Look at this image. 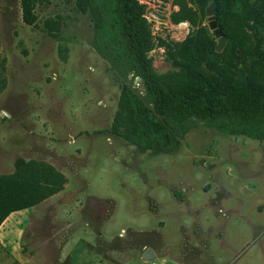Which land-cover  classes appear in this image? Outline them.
<instances>
[{
	"label": "rangeland",
	"instance_id": "374dc122",
	"mask_svg": "<svg viewBox=\"0 0 264 264\" xmlns=\"http://www.w3.org/2000/svg\"><path fill=\"white\" fill-rule=\"evenodd\" d=\"M77 1L36 0L28 26L21 0H0V174L35 160L68 180L4 222L0 264H264V142L196 118L175 152L113 134L124 84L144 86L97 52ZM137 1L155 70H173L172 54L196 33L175 22L186 0Z\"/></svg>",
	"mask_w": 264,
	"mask_h": 264
},
{
	"label": "trees",
	"instance_id": "16d2710c",
	"mask_svg": "<svg viewBox=\"0 0 264 264\" xmlns=\"http://www.w3.org/2000/svg\"><path fill=\"white\" fill-rule=\"evenodd\" d=\"M92 15L95 48L113 70L129 71L144 86L143 95L124 84L112 133L145 150L175 152L185 121L215 123L220 131L264 142V0H186L176 23L188 22L195 36L172 54L173 70L158 73L146 6L137 0H78ZM226 45L210 30L207 9ZM23 21L35 25L36 0H21ZM178 56V57H176ZM178 125V127H176ZM68 180L43 161L16 163L0 174V228L13 214L35 208L61 193ZM21 264V263H17Z\"/></svg>",
	"mask_w": 264,
	"mask_h": 264
},
{
	"label": "water",
	"instance_id": "95a60500",
	"mask_svg": "<svg viewBox=\"0 0 264 264\" xmlns=\"http://www.w3.org/2000/svg\"><path fill=\"white\" fill-rule=\"evenodd\" d=\"M207 16L209 20L210 30L213 32L215 38L218 40L217 52L220 53L223 51L226 45V38L222 35L221 31L218 28V24L214 17V6L213 5H211L207 9ZM155 258H156V254L152 249H147L143 256L144 261H147V260L151 261V260H154Z\"/></svg>",
	"mask_w": 264,
	"mask_h": 264
},
{
	"label": "flooded vegetation",
	"instance_id": "af4514ba",
	"mask_svg": "<svg viewBox=\"0 0 264 264\" xmlns=\"http://www.w3.org/2000/svg\"><path fill=\"white\" fill-rule=\"evenodd\" d=\"M153 1H156L157 3H168V2H170V0H153ZM174 1H176V0H174ZM173 1V2H174ZM156 7V6H155ZM172 7V6H171ZM146 17V16H145ZM151 17H152V22H155L156 20H160V17H161V15H160V13L157 11V10H154L153 11V14L151 15ZM147 18V17H146Z\"/></svg>",
	"mask_w": 264,
	"mask_h": 264
},
{
	"label": "crops",
	"instance_id": "0c3cea01",
	"mask_svg": "<svg viewBox=\"0 0 264 264\" xmlns=\"http://www.w3.org/2000/svg\"><path fill=\"white\" fill-rule=\"evenodd\" d=\"M14 214V213H13ZM2 227V226H1ZM19 262H21V264H28V263H25L24 261H19Z\"/></svg>",
	"mask_w": 264,
	"mask_h": 264
},
{
	"label": "built area",
	"instance_id": "2783aa9c",
	"mask_svg": "<svg viewBox=\"0 0 264 264\" xmlns=\"http://www.w3.org/2000/svg\"><path fill=\"white\" fill-rule=\"evenodd\" d=\"M181 24H184V23H181Z\"/></svg>",
	"mask_w": 264,
	"mask_h": 264
}]
</instances>
